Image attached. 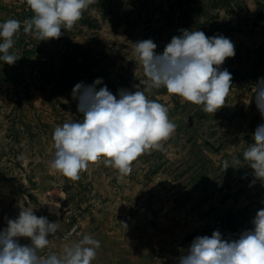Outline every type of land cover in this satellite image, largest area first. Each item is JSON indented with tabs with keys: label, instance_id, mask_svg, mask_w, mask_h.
<instances>
[{
	"label": "rangeland",
	"instance_id": "obj_1",
	"mask_svg": "<svg viewBox=\"0 0 264 264\" xmlns=\"http://www.w3.org/2000/svg\"><path fill=\"white\" fill-rule=\"evenodd\" d=\"M84 13L81 23L86 34L94 41L106 38L117 55L114 61L112 57L97 58L96 65L104 62L109 71L88 74L92 84L102 78L97 91L106 85L119 98L118 90L134 92L136 85L143 89L141 82L147 77L136 58L134 44L151 39L157 45L155 51L163 53L172 37L181 34V29L203 31L208 37L223 35L233 42L235 56L220 66L232 75L231 91L225 105L214 114L168 94L163 87L146 93L149 99L168 107L176 131L164 143L163 150H152L138 157L129 175L120 178L118 171L110 166L103 170L107 180L117 173L118 181L131 183L121 189L127 195L116 201L98 196L95 174L102 160L90 164L81 173L78 185L66 184V179L64 184L63 176L50 170L55 153L54 128L83 118L72 92L57 91L60 86L55 79L43 80L36 88L39 93L36 95L44 100H28L33 97L32 89H18L11 95L23 100H9L11 118L6 123L10 133L5 147L9 156L8 170H5L9 200L6 201L4 189L3 206L0 194V208L10 212L7 218L16 219L21 210L34 207L38 217L45 216L54 222L48 210H60L61 221L69 225L64 237L73 239L84 233L100 240L102 235H111L117 241L128 235L160 237L166 225L171 226V235L177 234L180 213H184L187 204L194 203L196 195L204 196L203 193L212 189L219 197L218 203L224 204V196L231 192L228 183L234 179L252 180L249 189H239L237 193H246L241 196L252 200L250 208L260 205L264 199V182L255 178L242 154L254 143L257 126L264 123L252 91L255 83L264 77V0H229L228 3L222 0H95ZM107 25L117 26L116 30ZM109 43H105V49H110ZM78 76L81 79L80 72ZM237 156L239 163L235 162ZM225 161L234 167L224 170ZM254 180L261 185L253 184ZM62 188L69 189V198ZM57 190L65 194L59 208L49 199ZM50 201L53 203L46 204ZM260 209L257 207L248 217ZM75 227L76 231L71 234ZM146 228H152L154 233H141Z\"/></svg>",
	"mask_w": 264,
	"mask_h": 264
},
{
	"label": "clouds",
	"instance_id": "obj_2",
	"mask_svg": "<svg viewBox=\"0 0 264 264\" xmlns=\"http://www.w3.org/2000/svg\"><path fill=\"white\" fill-rule=\"evenodd\" d=\"M95 0H26L33 15L23 21V31L39 41L59 39L61 29L71 30L82 19L84 11ZM21 29V22L8 19L0 23V61L14 65L19 59L10 49ZM172 37L163 53L155 51L151 40L135 43V55L143 66L147 80L136 85L134 92L118 90L113 95L97 78L93 84L77 83L72 89L79 121L65 122L54 128V158L50 170L75 182L90 164L103 161L116 169L120 178L132 171V164L152 150H163L164 143L176 131L169 109L147 94L164 88L170 95L202 106L205 113L214 114L225 105L232 88V75L221 70L227 58L235 56L233 42L223 35L208 37L203 31L181 29ZM261 117L264 118V77L252 89ZM254 143L244 150L243 161L253 169L256 179L264 182V123L253 134ZM235 162L239 163L237 156ZM231 165L224 162V170ZM234 167V166H231ZM254 183V181H253ZM48 202L46 204H52ZM55 204V208H59ZM51 211V209H50ZM253 228L243 231L237 239H225L219 231L197 236L178 264H264V208L251 221ZM59 229L57 222L37 216L33 208L20 211L16 219L7 220L0 230V264H92L100 241L90 234L63 245L59 252L41 253L50 245L48 236ZM27 238L30 244H21Z\"/></svg>",
	"mask_w": 264,
	"mask_h": 264
},
{
	"label": "crops",
	"instance_id": "obj_3",
	"mask_svg": "<svg viewBox=\"0 0 264 264\" xmlns=\"http://www.w3.org/2000/svg\"><path fill=\"white\" fill-rule=\"evenodd\" d=\"M84 14L85 13H83V15ZM32 15L33 13L27 4L22 5L16 0H0V23L8 19H17L21 22V29L14 38V47L10 49V52L14 53L19 59L14 65H8L0 61V194L2 206L4 189L7 191L6 201L9 200L7 198L9 195V179L8 175L5 174V170H8L9 161L8 151L7 148H5L10 141V133L8 132L9 126L6 124L8 119L10 121L11 118V112L9 111L12 104L9 100H23L11 94L13 92L16 93L18 89L31 88L32 90L30 92L33 97H28L26 99L44 100L45 98L36 95L38 93L36 88L39 87V84H42L43 80L47 81L43 76L40 77V62H45L47 59L54 60L53 67L49 72L54 76H59L62 71H65L63 65L59 61L60 58L71 55L76 58L77 64L82 62V59L77 57L78 54L75 53L73 49L74 46H80L85 50L91 51L98 59L102 56L112 57L114 61L117 56L112 45L105 41L106 38L102 36L103 38H98V40L94 41L89 33L86 34L87 32L83 30L84 28L81 23L84 17H82L71 30L66 31L61 29L63 34L59 39L45 41L33 39L31 35L23 31V21L25 19H30ZM114 25L113 27L107 26H109L111 30H116L115 28L117 26L115 27ZM0 42H2V40H0ZM105 43L110 44V49H107V47L106 49L104 48ZM103 64L104 62L92 66L89 70L79 68L81 79H79L77 83L91 85L92 83H89L88 74L92 72L103 73L105 70L109 71L107 66ZM95 67H97L96 70H94ZM66 100L73 99L66 98ZM249 135L250 133L248 132L246 136L249 137ZM106 168H109V166H105L103 163L100 165L101 172L99 170L97 174L94 173L96 182L99 186L98 196L103 195L104 200L110 198L116 201L122 200L127 194L123 195L121 189L126 185H131V183L126 184L123 182V179L118 181L117 173H114L113 178H108L107 180L105 173H103V170H106ZM63 179L64 184L65 179L67 180L66 184L78 185L80 182V180L73 182L64 176ZM251 181L252 180L245 181V179L238 178L228 183L231 192L224 196V204L218 203L219 197L212 189L203 193L204 196L196 195V197H194V203L187 204L188 208L185 207L184 213H180L181 218L179 217L177 223V234L171 235V226L166 225L165 227L163 226L160 237L157 235L151 236L150 234L149 237L138 235L131 237L128 235L121 240L115 241V239L111 238V235H102V238L99 240L101 241V246L92 264H178L179 256L188 250L191 242L197 236L207 235L210 237L213 231H219L222 234L227 229L239 227L245 222V218H247L250 213L254 212L257 207L258 209L264 208V199L260 201V205H253V208H250L249 206H252V200H245V198L241 196V194L246 193H237L239 189H249ZM253 184L261 185L259 181L255 180ZM62 190L67 193L69 198V189L67 190L68 192L64 188H62ZM64 197L65 194L57 190V194L49 199L61 206ZM48 211L50 213V218H52L54 222L58 223L59 221V229L54 235L50 234L48 236L51 243L41 255H47L49 252H59L64 244L79 240L85 235L83 233L73 239L64 237V233L69 228V225L61 221V211ZM126 211L128 212L129 210ZM9 213L10 212L3 207L0 208V230L7 227V220H9L7 217H10ZM114 213L118 214L116 211ZM126 213L125 215H127ZM6 218L7 220H5ZM144 232L154 233V230L152 228H146V230L141 231V233ZM26 239L27 238H20V243L30 244ZM158 251H163L165 256L156 262L153 258L154 254Z\"/></svg>",
	"mask_w": 264,
	"mask_h": 264
},
{
	"label": "trees",
	"instance_id": "obj_4",
	"mask_svg": "<svg viewBox=\"0 0 264 264\" xmlns=\"http://www.w3.org/2000/svg\"><path fill=\"white\" fill-rule=\"evenodd\" d=\"M220 1V0H217ZM223 3H228L229 0H222ZM75 53H77V57L82 59V62L77 64V60L75 57L68 55L66 57L60 58V62L63 65L65 71H62L59 76H54L51 72L53 67L54 60H46L45 62H40V77L43 76L46 80L56 79L57 91H71L73 87L76 85L79 76V68L89 70L92 66H96L97 57L92 54L91 51L85 50L80 46L73 47Z\"/></svg>",
	"mask_w": 264,
	"mask_h": 264
},
{
	"label": "built area",
	"instance_id": "obj_5",
	"mask_svg": "<svg viewBox=\"0 0 264 264\" xmlns=\"http://www.w3.org/2000/svg\"><path fill=\"white\" fill-rule=\"evenodd\" d=\"M17 2H19L20 4H22V5H24V4H26V0H16ZM255 215H256V213H253V214H251L248 218H247V220L241 225V226H239V227H236V228H230V229H227L226 231H224L223 233H222V236L225 238V239H229V240H232V239H237L238 237H239V235L243 232V231H245V230H247L248 228H253V225H252V223H251V221L253 220V218L255 217ZM76 229H77V227H75L73 230H72V232H71V234L72 233H74L75 231H76ZM187 251H185V252H183L180 256H182L183 254H185ZM165 256V254H163V252H160V251H158V252H156L155 254H154V261H159V260H161L163 257ZM179 256V257H180Z\"/></svg>",
	"mask_w": 264,
	"mask_h": 264
},
{
	"label": "water",
	"instance_id": "obj_6",
	"mask_svg": "<svg viewBox=\"0 0 264 264\" xmlns=\"http://www.w3.org/2000/svg\"><path fill=\"white\" fill-rule=\"evenodd\" d=\"M247 230H251V228H248Z\"/></svg>",
	"mask_w": 264,
	"mask_h": 264
}]
</instances>
